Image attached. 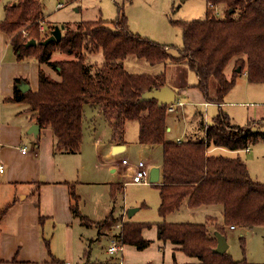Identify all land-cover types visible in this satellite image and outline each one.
I'll return each instance as SVG.
<instances>
[{
  "label": "trees",
  "instance_id": "1",
  "mask_svg": "<svg viewBox=\"0 0 264 264\" xmlns=\"http://www.w3.org/2000/svg\"><path fill=\"white\" fill-rule=\"evenodd\" d=\"M207 4L204 20L178 22L184 45L180 54L173 56L167 45L130 32L125 17L84 21L75 27L65 24L61 40L44 46L41 42L50 35L41 37L40 25L44 21L41 0H13L5 7L0 31L11 36L10 43L19 61L34 59L53 68L59 79L40 69L38 90L34 92L31 88L22 91L23 79L16 77L11 100L28 106L30 121L41 129L52 130L55 154L81 152L85 106L95 107L104 116L116 143L123 142L126 123L137 121L139 143L162 146V182L155 184L160 190L159 215L163 219L157 225L158 240L170 242L175 250L195 260L188 264H255L246 259L235 260L228 251L222 254L215 249L218 235L227 238L229 227L264 228V183L252 179L239 155H215L210 150L240 152L264 141V118L239 126L221 106L239 73H246L251 83H264V0H207ZM217 6L225 7L222 17L212 11ZM48 26L51 32L55 28ZM21 28L29 31L28 37L19 32ZM31 39L38 44L26 48ZM57 49L77 59L52 61ZM85 51L101 52L104 60L86 63ZM129 55L153 65L186 64L196 73L195 87L207 102L220 105L211 125L200 123L202 138L166 139L167 106L159 107L155 100L140 101L143 92L165 86L166 75L129 72L123 64ZM234 58L235 69L241 70L228 79L225 70ZM212 80L217 83L216 91H211ZM117 187L121 190L124 185ZM116 188L111 194L113 204ZM71 200L73 215L85 224L91 223L80 212V198L74 191ZM185 202L191 209L221 207L224 223H218L215 217L201 224L166 222L167 216L180 210ZM36 205L39 206L38 201ZM112 212L110 219L122 222L115 236L117 243L138 250L151 246L153 241L142 235L144 229L152 227L151 223L123 222L122 208L116 215Z\"/></svg>",
  "mask_w": 264,
  "mask_h": 264
},
{
  "label": "rangeland",
  "instance_id": "2",
  "mask_svg": "<svg viewBox=\"0 0 264 264\" xmlns=\"http://www.w3.org/2000/svg\"><path fill=\"white\" fill-rule=\"evenodd\" d=\"M12 2L13 0H0V7ZM41 3L43 6L44 17L43 24L40 25V31L42 32L41 37L44 35H51L50 26L48 25L63 26L65 24H71L75 27L78 23L84 21H96L100 19L113 21L117 18L125 17L127 18L128 29L130 32L145 37L151 41L167 45L169 52L173 56H178L184 45L183 30L180 27V24L178 25V22L183 23L204 20L209 9L207 0H41ZM224 8L225 7L223 6H217L216 8H212V11H218V17H222ZM41 26L44 28L43 31L41 30ZM19 32L23 34L24 37H28L29 35V31H27L26 28H21ZM8 36L11 39V36ZM84 53L87 55L86 63H99L104 60L101 52L85 51ZM73 59L75 60L77 58L58 49L52 54V61ZM25 61L35 63L33 62L34 59H28ZM235 62L236 58L232 59L225 70L228 79H231L235 72L238 73V68L235 69ZM123 64L129 72L135 74L155 75L164 72L171 89L176 88V90H178V85H185V83L189 85L198 81L196 73L186 64H171L168 62L153 65L145 59L133 55L127 56L124 59ZM47 68L52 72L50 73L49 71L44 70L52 78L56 79L55 77H59L53 68H49V66H47ZM19 78L23 79L20 88L26 83L24 79L31 83V77L25 78V76H20ZM29 86L32 89L31 85ZM210 88L211 91H216L217 83L215 80L211 81ZM193 98H195V96H193ZM191 99V97L185 98L182 94L177 95L176 100H182L185 107H180L174 113L167 114V122L172 128V131L168 132L166 135L167 140H176L178 137H184L185 133L190 130L193 132L195 131L198 137L202 138L203 133L197 125L200 122V118L193 119L192 117L196 111H199L205 116L209 125L214 122V117L218 115L220 110L218 105L214 103L207 105L204 101L200 102L197 99L196 101ZM15 107L17 115L14 116V118H21L28 122L27 119H25L28 115V106L24 104H16ZM84 110L85 127L87 129L85 128L81 152L63 156L58 153V166L62 169L64 176L66 175L69 177V180L71 181H76L73 182L76 186L77 181L80 180H85L87 183L112 181L121 184L124 182V187L121 190L117 189L115 206L122 208V215H124L125 209H139L134 213L133 218L130 219L127 217L126 221L151 223L152 228L146 229L147 231L145 230L146 233L150 231V234L146 236L152 238L153 234H155V236L156 234L158 235L157 225L163 220L159 215L158 209L160 206V190L150 182L146 184H136L132 181V177L134 175L133 168L140 161H143L146 164L145 169L147 171H150L153 167L160 166L163 159L162 146H142L143 144H140L138 141V122L132 120L127 122L124 133L123 140L126 145H121V142L117 143V145L122 147V150L114 153L113 149L116 148L114 146L110 154L109 148L113 141L111 140L109 124L95 107L93 108L88 105L85 106ZM222 110L224 113L228 114L234 124L239 126H246L252 120L255 121L264 118V83H251L248 81L246 73H239L236 77L234 87L224 99ZM90 128L91 130H89ZM43 135L44 134H42L41 137ZM26 137V146H33V136L27 134ZM24 150L26 151L25 148ZM239 157H241V159L247 164L252 179L264 183V141L251 145L249 150L240 152ZM60 159L62 160L60 161ZM123 160H127L129 164L123 165ZM112 167H117L118 171L113 172ZM104 185L100 183V185L94 186L96 187L93 189L94 191H90L87 196L93 195L95 199H102L101 204H103L107 198L112 202V197L110 198L109 195L110 190ZM24 186L26 185H19L18 187H14V185L6 186V184L0 185L1 231L3 229V218L7 217L6 215L8 214L15 213H10V211L17 209L20 206L17 204L12 210H9L10 207H8V204L15 200L13 197L15 194L14 190L16 188H21L23 193H26L27 188ZM31 187L32 198L35 199L37 197V188L33 186ZM23 196H25V194L21 195V198ZM17 198H19V195ZM111 207L114 208V205L111 204ZM117 210L118 209L114 208L113 214L116 215ZM216 215L218 216V214ZM165 220L169 223L189 222L199 224L206 223L207 221V219H200V217L195 219L189 215H184L182 214V211L168 215ZM110 223L111 222L109 221V225ZM113 229H115V227ZM107 230L108 229L104 230L103 236H100V239L103 238V240H101L99 244L96 242V245L93 246V248L85 237L82 238V236H80L79 241L83 245V252L85 249L88 250L89 247L92 248V250L89 249L92 251V260L97 259L96 261L108 262L112 261V258H114V262L118 263V257L116 259L115 257L106 255V246L108 241H110V235L108 234V236H106L105 234L108 233ZM82 232L84 233L83 230ZM85 232L88 234L89 239H95L99 233V228H95L93 232L92 229L89 228ZM114 233L115 231L113 230V234ZM47 238L50 237L47 236ZM154 242H152L151 246ZM227 242L229 245L228 252L235 260L246 259L251 263L264 264V228H240L228 230ZM163 245L164 242L161 243V246ZM150 247L145 250H138L136 247H132L131 249L138 252L136 254L145 256V258L140 260V262H145L142 264H156L159 259L156 257V255H158L156 250L159 248L157 244L152 248ZM84 258H86V256H84ZM87 258H89L88 255ZM147 258L151 261H143L147 260ZM74 261L83 264V253H76ZM121 262L122 260L118 264H122ZM172 262L173 261H171V263ZM179 262L182 263L183 259L180 258ZM85 264L89 263L87 262Z\"/></svg>",
  "mask_w": 264,
  "mask_h": 264
},
{
  "label": "crops",
  "instance_id": "3",
  "mask_svg": "<svg viewBox=\"0 0 264 264\" xmlns=\"http://www.w3.org/2000/svg\"><path fill=\"white\" fill-rule=\"evenodd\" d=\"M5 7L6 5H2V7H0V21L5 18ZM10 41L11 40L9 36L0 31V162L4 166V170L0 172V185H14V187H18L19 185H26L24 187L27 188V191L26 193H23V190L21 188H16L14 190L15 194L13 195L15 200L8 204V207H10L9 210H12L17 204H19L20 206L19 208L10 211V213H15L6 215L7 213H9L7 212L5 214L7 217L3 218V229L2 231L0 230V260L4 261L3 264L79 263L75 262L74 258L76 253L80 252L83 253L84 264L87 262L89 264H118L121 260L122 264L145 263L140 262V260L145 258V256L138 255L136 254L138 252L134 251V249H131L134 246L131 247L128 245H122V253L113 255L108 253V249L112 245V240H115L117 242L115 236L120 230V224L122 222L118 223V221H111V212L114 210V208L116 209V206L115 204H113V201H109V198H107L105 202L101 204V198V200H99V198L95 199L93 195L87 196L89 195L90 191H94L93 189L96 188L94 186L100 185L101 183L103 185L108 184L104 186H107V188L110 190L109 195L111 198V194L113 193V190H115L114 188H116L120 183H115L112 181L87 183V181L85 180H80L77 181L76 186L75 183H73L76 181H71L69 180V177H67L66 175L64 176L62 169L58 166L57 159L59 157V154H55L54 152V138L52 130L48 128L41 129L40 127V132L37 137H35L33 134H29L28 131L31 126L36 123L30 121L28 116L25 117L28 122L21 118H14V116L17 115L15 111V106L17 103L12 101L11 98L14 94L15 78L20 76H25V78L31 77V83L28 82V84L31 85V90L35 92L38 90L39 85V70L45 69L50 73L52 71L48 69L47 66L40 65L36 60L33 61L35 63L19 61L17 59V55L13 50V47L11 46ZM55 78L57 79L59 77ZM196 83H191L189 85L185 83V85H178V90H176V88L172 89L176 91L177 95L182 94L185 98L191 97V100L194 101H196L197 99L200 102L204 101L207 105L213 104L205 100L200 90L195 87ZM169 85L170 84H168L166 79V86L170 87ZM193 96H195V98H193ZM177 102L183 103L182 108L185 107V104L182 100H179ZM219 106L220 105H218V107ZM192 117L193 119L200 118V122L199 124H197L198 126L202 121H204V123L208 125L205 116L199 111H196ZM84 119L85 110L83 117V141L86 128ZM109 128L111 130V127ZM89 130H91V128ZM170 131H172V128L168 124L167 133ZM27 134L33 136V146H26L25 141L27 139ZM42 134L44 135L41 137ZM196 137H198L197 133L190 130L185 133L184 137H178L176 141H182L184 139H194ZM37 141L39 142L38 144ZM113 142H111L110 144V154L114 146L121 147L115 142L113 144ZM121 145H126L124 140L123 142H121ZM24 148L26 149V151H23ZM113 150L114 153L118 152L115 151V148ZM240 152H230L222 148H215L210 150V154L215 155L225 153L230 156H237L240 154ZM63 155L70 154H62L61 156ZM61 160L62 159H60V161ZM136 167L137 165L134 166L133 173H135ZM156 167L160 168L162 176V163L160 164V166ZM112 171H118L117 167H112ZM149 172L150 171L148 170V175ZM161 182L162 178L160 177L159 183ZM121 184L125 185L124 182ZM31 186L37 188V197L35 199L32 198ZM71 191H74V193L80 198L79 210L82 215L87 217V219L91 223L85 224L82 219L73 215V212L71 210V205L73 204V201L71 200ZM23 194H25V196L21 198V195ZM18 195L19 198H17ZM36 201H38L39 206L36 205ZM111 204L114 205V208L111 207ZM117 209V211H119L121 208L117 207ZM138 210H136V212ZM181 211L182 214L189 215L195 219L200 217V219L206 220L209 217H215L218 223H224L222 208L219 206L191 209L185 202L181 209L176 212ZM216 214H218V216ZM133 216L131 218H133ZM127 217L128 210L125 209L122 219L123 222H126ZM109 221L111 222L110 225ZM114 227L115 229H113ZM89 228L92 229V232L95 230V228H99V233L95 239L91 237V239L88 238L89 236L85 231ZM106 229H108V233H105L106 236H108V234L110 235V241H108V244L106 246V255L115 257L116 259L118 257V263L114 262V258H112V261L108 262L99 260L96 261L97 259L92 260V251H90L89 249L92 250L93 246L96 245V242L99 244L101 240H103V238L100 239V236H103V231ZM146 229H144L142 233L143 237L153 242L157 241L154 242V244L150 247L152 248L155 244H157L159 248L158 250H156L158 254L156 255V257L157 259L159 258L156 264H188L195 262L193 258L187 256L182 251L175 250L174 245H172L170 242L164 243V245L161 246L162 242L158 240L157 234L156 236L155 234H153L152 238H150L149 236L147 237L146 235L150 234V231L146 233ZM82 230L84 231V233L82 232ZM113 230L115 231L114 234ZM229 230L235 229L229 227ZM47 236L50 238H47ZM80 236H82V238L85 237V239H88V242L91 244L92 248L89 247L88 250L85 249L83 252V245L79 241ZM87 255L89 256V258H87ZM84 256H86V258H84ZM180 258L183 259L182 263L179 262ZM13 259H16L15 263L12 262ZM143 261L149 262L151 260L147 258V260ZM171 261L173 262L171 263Z\"/></svg>",
  "mask_w": 264,
  "mask_h": 264
},
{
  "label": "water",
  "instance_id": "4",
  "mask_svg": "<svg viewBox=\"0 0 264 264\" xmlns=\"http://www.w3.org/2000/svg\"><path fill=\"white\" fill-rule=\"evenodd\" d=\"M62 29L63 26H55L51 35L41 42L42 45L46 46L52 42L60 41L62 37ZM38 43L35 39H31L26 43V48L36 46ZM241 69L238 68L237 71L239 72ZM30 88L29 84L25 85L21 88L22 91H27ZM177 94L176 92L168 86H163L159 89L153 88L149 91H145L142 93L140 97V101H152L155 100L159 107H166L171 103L176 101ZM40 132V126L38 124H34L29 129L28 133L33 134L35 137ZM122 147H116L115 151H120ZM161 171L158 167H153L149 172V181L151 184H157L160 181ZM136 209H128V217L131 218L133 214L136 212ZM229 245L227 242V238L225 236L218 235V246L215 249L217 253H225L228 251Z\"/></svg>",
  "mask_w": 264,
  "mask_h": 264
},
{
  "label": "built area",
  "instance_id": "5",
  "mask_svg": "<svg viewBox=\"0 0 264 264\" xmlns=\"http://www.w3.org/2000/svg\"><path fill=\"white\" fill-rule=\"evenodd\" d=\"M218 13L219 12L217 11L216 14L218 15ZM41 30L42 31L44 30L43 26H41ZM182 106H183V103L175 101L174 103H171L167 106V113H174L176 110H178V108ZM23 151L25 150L23 149ZM122 164L128 165L129 162L127 160H123ZM3 170H4V166L0 162V172H2ZM132 181L136 184H146L150 182L148 171L145 169V163L143 161H140L137 164L136 171L132 177ZM231 228L234 229V227H231ZM122 252H123V246L119 245L115 240H112V245L108 249V253L113 255V254H120ZM66 264H77V263H66Z\"/></svg>",
  "mask_w": 264,
  "mask_h": 264
}]
</instances>
